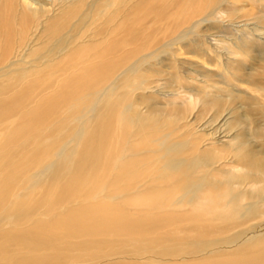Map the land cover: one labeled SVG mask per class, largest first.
I'll return each mask as SVG.
<instances>
[{"label":"bare ground","instance_id":"obj_1","mask_svg":"<svg viewBox=\"0 0 264 264\" xmlns=\"http://www.w3.org/2000/svg\"><path fill=\"white\" fill-rule=\"evenodd\" d=\"M87 1L0 0V264H264V222H252L264 192L251 186L264 176V155L248 150L253 142L238 128L221 136L192 116L198 103L223 114L220 99L200 96L205 80L186 74L201 92H168L174 99L166 104L148 97L161 92L137 64L155 51L130 63L135 37L119 32L112 42L78 33L55 41ZM221 1H192V12L212 16ZM95 2L86 12L101 13ZM176 4L155 22L167 13L176 18ZM187 20L177 25L191 29L202 19ZM241 38L227 43L242 51ZM224 121L233 130L231 118ZM217 143L227 147L224 163L212 153ZM207 166L210 173L228 168V180L207 184L202 170L189 182ZM223 220L238 222L232 237L214 235Z\"/></svg>","mask_w":264,"mask_h":264},{"label":"rangeland","instance_id":"obj_2","mask_svg":"<svg viewBox=\"0 0 264 264\" xmlns=\"http://www.w3.org/2000/svg\"><path fill=\"white\" fill-rule=\"evenodd\" d=\"M92 1L88 0L87 3ZM192 1L198 2L199 0H94L95 5L100 9L101 13L86 12L87 9L92 8L94 2L89 6L87 3L83 4L73 14L68 31L65 29L56 37L55 41H66L69 39V36L78 35V33H84V35L92 36V38L96 37L99 40H104L106 37L107 39L112 38L110 40L112 42L119 39V32H121L120 35L122 36L128 34L131 38L135 37L131 39V44L129 45L132 51H136V55L131 58L130 63L136 62L133 61L134 58L136 59L142 54L155 51L152 58L143 64L140 63L141 65L137 64L141 68L139 73H142V71H145L146 74L147 71L150 72L147 76L150 80V85L152 84L155 86L154 89L161 92V95L157 93L153 94L150 91L146 92V95L148 93L150 94L148 97L152 94L153 96L150 98L154 99L155 102L166 104L174 99L172 96L166 95L168 92L180 91L184 93L181 90L198 87L201 92V87H205L204 92L202 91L200 96H208L215 103L220 99V107L224 109L223 114L219 115L217 114L218 111L215 110L207 109L206 111V109H203V105L198 103V106L195 107L197 110H194L192 116L202 115V117H199L200 122L198 123H202L203 127L205 125L209 128H214V130L220 133L223 132L221 136L225 134H244L245 137L243 140L250 139L253 142L251 143L252 146L247 147L248 150L251 149L252 153L256 152L257 155L263 156L264 0H220L221 2L218 5H221L223 11L219 8L217 10L218 12L215 10V14L212 16L207 15L209 12L204 13V8L202 11L196 10L192 12ZM172 4H176V18L170 17L171 14L167 13L161 17L159 16L163 21L155 22L157 16L160 14V10H163L164 7L169 9L173 6ZM214 9H217V7ZM84 12L86 13L80 19L82 24H79L78 15ZM112 17L114 19L110 22ZM188 18H191L190 24L193 21L195 22V20H202L199 21L196 27H191V29L184 28L188 24L184 26L177 25L178 23L189 22L187 20ZM169 19L172 21V25L170 23L167 26L165 22ZM110 26L111 30L109 29ZM118 26L120 27L118 28ZM70 28H72L71 32L69 31ZM138 33L144 38V44L140 43L142 42L141 40L137 42L136 38L139 35ZM145 35L146 37H144ZM89 37L87 38L88 40ZM237 37H242L247 41L243 42L241 38L239 44H236L241 47L242 51H237L234 46L227 43L232 42ZM220 38H227L230 41H226V43L221 41L220 43L218 40ZM211 43L214 45L211 48L215 52H221L223 54L225 65L221 66L220 63L218 64V59L212 56L213 53L209 51V45ZM108 44L109 42L104 43V49L108 48ZM57 50L61 49L58 48ZM229 51H236L241 54L229 53ZM102 54H104L103 51ZM17 55L19 56L20 53H17ZM93 56L95 58V54ZM176 59L186 62L183 65H179L181 62L176 61ZM228 60L231 61L227 62ZM70 64H72V61L67 58L60 64V69L64 72L65 77L68 75L67 71L71 67ZM201 65L206 70L203 71ZM195 70L202 71L207 76L209 72L212 73L208 76V79L201 74L199 75V72L197 75ZM186 74L197 79L205 80V83L201 86L196 81L184 79L187 76ZM143 93V91L140 92V94ZM148 99L147 97L142 98L145 102ZM199 111L204 112L200 113ZM218 116L222 117L218 118L219 122L215 120ZM228 117L235 124L234 128H232L233 130H229L227 126L223 125L225 123L224 120ZM71 122L74 123L75 121L71 120ZM220 127H222V131L219 129ZM236 128L240 132L237 133L238 129ZM226 139H223L225 143L228 142ZM211 146H214V152L212 153L224 163V158L227 156L226 153H228L226 145L217 143ZM221 166L228 167L229 165L222 164ZM209 167L207 166V168H201L199 170L195 168L196 171L198 170V173L196 172V176L194 175L193 180H189V182H193V184L198 182L197 177L200 176L202 170H204V175L208 177L207 184L212 183V181L219 182L228 180L225 177L226 173L224 171L228 170V168H219L217 172L210 173L208 171ZM261 168L262 170L264 169V167ZM260 180H263V182H259ZM263 183L264 176H261L252 179L251 186L256 187L257 191L263 194L264 191L260 190L264 188ZM260 205L264 206V202ZM259 215H262L261 218L255 219ZM257 216L253 217L254 220L252 222L262 224L264 222V208L258 212ZM235 217L240 218V215L236 214ZM234 223H229V220L215 222L213 226L217 227V231L220 229L224 230L214 235L218 234V238L222 239L232 237L231 235L237 231V228L233 229ZM211 237L212 235L206 236V241ZM210 246H212V243Z\"/></svg>","mask_w":264,"mask_h":264}]
</instances>
